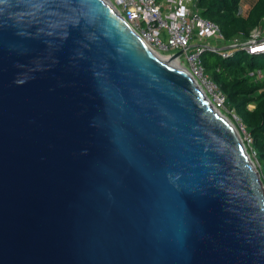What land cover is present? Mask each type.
Instances as JSON below:
<instances>
[{
  "label": "water",
  "instance_id": "water-1",
  "mask_svg": "<svg viewBox=\"0 0 264 264\" xmlns=\"http://www.w3.org/2000/svg\"><path fill=\"white\" fill-rule=\"evenodd\" d=\"M217 112L102 0H0V264H264Z\"/></svg>",
  "mask_w": 264,
  "mask_h": 264
},
{
  "label": "built area",
  "instance_id": "built-area-1",
  "mask_svg": "<svg viewBox=\"0 0 264 264\" xmlns=\"http://www.w3.org/2000/svg\"><path fill=\"white\" fill-rule=\"evenodd\" d=\"M102 1L152 53L183 70L218 112L230 111L225 107L224 95L205 74L201 54L211 51L225 57L234 49L243 50L248 55L264 53V38L258 36L257 30L243 41L237 38L224 40L217 26L199 15L195 0ZM250 75L254 81L264 82V70H255ZM239 131L243 145L249 149L248 155L253 158L250 138L240 125Z\"/></svg>",
  "mask_w": 264,
  "mask_h": 264
},
{
  "label": "trees",
  "instance_id": "trees-1",
  "mask_svg": "<svg viewBox=\"0 0 264 264\" xmlns=\"http://www.w3.org/2000/svg\"><path fill=\"white\" fill-rule=\"evenodd\" d=\"M242 1L195 0L194 6L203 19L217 26L224 40H245L252 30L261 29L264 23V0H254L240 13ZM201 61L205 74L224 95L225 107L250 138L252 160L264 183V82L254 81L250 75L255 70H264V53L248 55L234 49L221 57L204 51Z\"/></svg>",
  "mask_w": 264,
  "mask_h": 264
},
{
  "label": "rangeland",
  "instance_id": "rangeland-1",
  "mask_svg": "<svg viewBox=\"0 0 264 264\" xmlns=\"http://www.w3.org/2000/svg\"><path fill=\"white\" fill-rule=\"evenodd\" d=\"M254 0H244L242 1V3L239 5V12L242 13L246 7H248L251 3H253ZM254 30H252L250 32V34H255L253 32ZM258 33V36L260 37H264V23L261 24V29H258L257 30ZM249 34V35H250ZM260 34V35H259ZM239 41H243L242 39L240 38H237ZM249 108H252V105H249ZM223 116H225L226 118H228L233 124H234V127L238 130V133L240 134L241 132L239 131V125H238V121L236 120V118L233 116V114L231 112H220ZM245 150H246V153L249 154V149L248 147L244 146ZM250 157V155H249ZM250 159L252 160V158L250 157ZM253 161V160H252ZM254 162V161H253ZM254 165L256 166V164L254 163ZM256 169H257V166H256ZM262 180V179H261ZM263 183V182H262ZM264 184V183H263ZM263 195H264V192H263Z\"/></svg>",
  "mask_w": 264,
  "mask_h": 264
},
{
  "label": "bare ground",
  "instance_id": "bare-ground-1",
  "mask_svg": "<svg viewBox=\"0 0 264 264\" xmlns=\"http://www.w3.org/2000/svg\"><path fill=\"white\" fill-rule=\"evenodd\" d=\"M154 54V53H153ZM159 60L161 61H165V59L157 54H154ZM219 116H221L222 118H224L230 125H232L234 127V124L228 119L226 118L225 116H223L220 112H217ZM263 198H264V195H263Z\"/></svg>",
  "mask_w": 264,
  "mask_h": 264
},
{
  "label": "crops",
  "instance_id": "crops-1",
  "mask_svg": "<svg viewBox=\"0 0 264 264\" xmlns=\"http://www.w3.org/2000/svg\"><path fill=\"white\" fill-rule=\"evenodd\" d=\"M248 7H249V6H248ZM248 7H246L245 10H244L242 13H244V12L248 9ZM263 38H264V37H263Z\"/></svg>",
  "mask_w": 264,
  "mask_h": 264
}]
</instances>
